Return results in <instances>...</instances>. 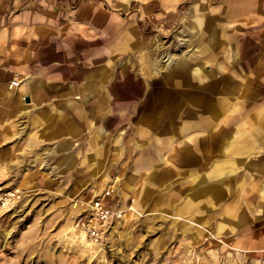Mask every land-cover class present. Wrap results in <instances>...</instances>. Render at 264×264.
<instances>
[{
	"label": "rangeland",
	"instance_id": "1",
	"mask_svg": "<svg viewBox=\"0 0 264 264\" xmlns=\"http://www.w3.org/2000/svg\"><path fill=\"white\" fill-rule=\"evenodd\" d=\"M41 1L37 7L53 11L37 30L23 22L15 48L49 56L47 66L60 75L56 88L80 95L88 110L100 108L102 89L106 108L90 122L101 128L102 155L68 163L56 177H47L48 167L47 179L0 176L5 190L23 191L13 208H0V264H264V249L255 247L264 237V172L244 179V165L264 163V0ZM166 53L183 64L166 68ZM45 67L33 59L37 73ZM225 81L240 88L226 100ZM161 94L168 97L165 123ZM225 106L227 125L186 136L176 130L181 117L204 122ZM92 129L80 146L85 154ZM238 144L246 146L242 157ZM238 159L245 163L236 179L213 173V191L189 206L201 192L190 190L193 176L207 178L214 162ZM239 195L243 208L231 215L227 206ZM97 197L125 213L103 238L90 239L76 222Z\"/></svg>",
	"mask_w": 264,
	"mask_h": 264
},
{
	"label": "crops",
	"instance_id": "2",
	"mask_svg": "<svg viewBox=\"0 0 264 264\" xmlns=\"http://www.w3.org/2000/svg\"><path fill=\"white\" fill-rule=\"evenodd\" d=\"M41 2V0H0V176L5 178H21L28 173L34 174L36 177L46 178L42 172H47L48 167L50 169L47 177H56L55 173H58L62 168H68V163H75L79 159L80 162H85L87 156L102 155V150L99 149L100 143H103L101 128L92 129L90 123L91 120L96 121V118L101 117L100 110L106 108L100 101L102 89L100 88L99 93H96L99 97L98 104L100 108L96 110V107H93V110H88L80 95L68 94L65 90L56 88L55 84L60 81V75L55 74L54 69L47 66L48 63L53 61L50 60L49 56H46L43 60L44 58L40 54L37 55V53L22 48H15L14 42L21 40L20 37L15 38V36L21 33L23 22H27L25 28L37 30V25L34 26V24L39 21V18H48L47 13L53 11V6L51 9L37 7V4H41ZM128 2L129 0H125L122 4L127 6ZM45 3L47 4V2ZM24 4H29V7L23 8ZM45 30H48L47 27ZM67 34V37L70 36V33ZM167 54L171 55L166 53L164 56ZM35 57L41 60L42 66H46L40 73L36 72L38 71L37 68H31ZM171 57L173 59L172 64L166 62V68L175 69L177 65L182 64V61L174 59L172 55ZM155 60L152 65L157 69H162V62L159 63L160 66H156L154 65ZM15 77L20 80L17 87L11 86V82ZM167 79L169 83L175 82L173 76L167 77ZM94 80L90 79L89 82ZM98 80L105 81V78L102 76ZM232 82L234 83V81ZM242 82L246 85L250 84V81L246 78H242ZM231 90L239 91L240 88L235 84L234 87H230L228 82L225 81V100L229 99L230 96L228 95ZM178 99L183 100L182 98ZM159 102L160 118L165 123L168 120L165 110L168 97L161 94ZM201 104L207 105L206 102ZM173 105H175V101ZM204 109H209V107L205 106ZM181 111L190 113L188 108ZM227 111L228 107L226 106L222 110L218 109L213 118L206 117L207 119L204 122L201 120L199 122H182L181 117L178 120L176 130L179 129V132L184 130L179 134L186 136L187 132L185 130L189 132L203 130L204 125H214L218 122H225V125H227L229 120L226 117L224 119V113ZM88 129H92L88 142L92 151L85 154L84 148L80 146L84 144ZM173 135H176V133ZM180 135H178L179 138H181ZM142 136L143 139L148 138L147 133ZM232 148L235 150V146ZM226 150L229 151V148H226ZM236 150L238 156L242 157L244 156L242 154L246 151V146L238 144ZM80 154L83 156L82 158L77 157ZM241 163H245V161L243 159L230 160L226 164L223 160H218L209 167L206 172L207 178L201 179L199 176H193L190 180V190L193 191L194 187L201 186V192L198 194L199 188H196L197 191L190 197L192 203H189V206L192 207L196 202L194 201L195 196L196 198L198 195L202 196V194L207 196L213 191L212 188L215 186L213 173H216L219 177L225 171V182H228L230 179H236L235 176L241 169L239 168ZM249 163L244 165L245 180L251 179L259 169L264 172V163L261 165L253 162ZM233 172H235V175L231 176ZM211 174L212 177H209ZM151 177L147 180V183L151 182ZM254 189H257L255 185ZM261 192H264V186L261 187ZM140 193L142 194V190ZM214 194L218 195V193ZM232 194L230 193L231 196ZM254 194L253 192V197ZM242 196L239 195L234 198L238 204L227 206L229 208L227 211L231 215L235 214L233 210L243 208L241 205ZM235 216L242 222L243 215L237 213ZM255 241L257 242L256 248L264 249L263 236L259 235Z\"/></svg>",
	"mask_w": 264,
	"mask_h": 264
},
{
	"label": "built area",
	"instance_id": "3",
	"mask_svg": "<svg viewBox=\"0 0 264 264\" xmlns=\"http://www.w3.org/2000/svg\"><path fill=\"white\" fill-rule=\"evenodd\" d=\"M18 76V75H17ZM20 84L18 78H14L11 82V86L17 87ZM23 191L18 188H12L5 190L0 185V208L11 209L22 198ZM91 206L86 207L80 214L77 226H79L86 236L91 239L98 237L103 238L104 226H107L108 221L114 217V208L109 206L102 198L97 197L91 201Z\"/></svg>",
	"mask_w": 264,
	"mask_h": 264
},
{
	"label": "bare ground",
	"instance_id": "4",
	"mask_svg": "<svg viewBox=\"0 0 264 264\" xmlns=\"http://www.w3.org/2000/svg\"><path fill=\"white\" fill-rule=\"evenodd\" d=\"M150 53H151V52H150ZM166 57H167V56H166ZM174 59H175V58H174ZM167 60H168V62H170V64H172L173 59H171L170 56L168 57ZM159 63H160V61H159V60H156V61L154 62V65H156V66H160ZM182 64H183V63H182ZM173 65H174V64H173ZM90 204H92L91 201L87 204V207H88V206L90 207V206H91ZM84 209H85V208H84ZM82 211H83V210H82ZM82 211H81V212H82ZM81 212H80V213H81ZM114 212H115V213H114V217H113V219L110 220V221H108L109 223L107 224V226H104V227H103L104 229H106V230H105V233H107V231L109 230L110 227L113 228L112 225H113V223H114L116 220H118V219H120V218L123 217V215H124V213H125V210H124L123 208H120V207L117 205L116 207H114ZM76 225H77V222H76ZM76 225H75V226H76ZM111 228H110V229H111ZM85 235H86V234L83 232V233H82V236H85ZM87 237H88V236H87ZM83 238H84V237H83ZM83 238H82V239H83ZM90 239H91V238H90Z\"/></svg>",
	"mask_w": 264,
	"mask_h": 264
},
{
	"label": "water",
	"instance_id": "5",
	"mask_svg": "<svg viewBox=\"0 0 264 264\" xmlns=\"http://www.w3.org/2000/svg\"><path fill=\"white\" fill-rule=\"evenodd\" d=\"M28 100V99H27Z\"/></svg>",
	"mask_w": 264,
	"mask_h": 264
}]
</instances>
